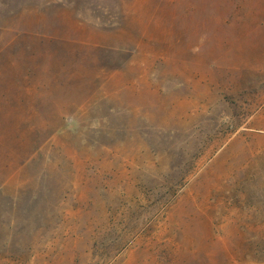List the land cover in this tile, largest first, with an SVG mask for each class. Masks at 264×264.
<instances>
[{
    "label": "rangeland",
    "instance_id": "374dc122",
    "mask_svg": "<svg viewBox=\"0 0 264 264\" xmlns=\"http://www.w3.org/2000/svg\"><path fill=\"white\" fill-rule=\"evenodd\" d=\"M0 264H264V0H0Z\"/></svg>",
    "mask_w": 264,
    "mask_h": 264
}]
</instances>
